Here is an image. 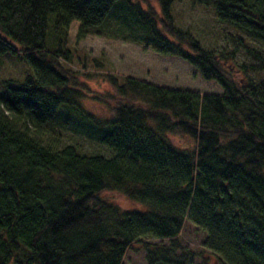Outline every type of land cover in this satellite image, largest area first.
Listing matches in <instances>:
<instances>
[{
	"label": "trees",
	"instance_id": "1",
	"mask_svg": "<svg viewBox=\"0 0 264 264\" xmlns=\"http://www.w3.org/2000/svg\"><path fill=\"white\" fill-rule=\"evenodd\" d=\"M154 1L159 14L138 0H0V59L29 68L1 82L0 264H122L135 243L146 264H264V0H191L242 35L217 51L174 26L182 0ZM73 22L77 41L98 35L177 57L222 95L105 74L114 94L109 116L96 117L80 101L76 75L88 74L64 67L88 60L70 49ZM66 130L112 155L42 143ZM176 135L193 147L176 146ZM104 192L144 210H122ZM186 220L206 235L198 254L177 241Z\"/></svg>",
	"mask_w": 264,
	"mask_h": 264
},
{
	"label": "rangeland",
	"instance_id": "2",
	"mask_svg": "<svg viewBox=\"0 0 264 264\" xmlns=\"http://www.w3.org/2000/svg\"><path fill=\"white\" fill-rule=\"evenodd\" d=\"M138 2L143 9L151 7L159 14V6L154 0H138ZM171 17L177 29L190 32L201 43V46L207 50L228 49L230 47V36H242L234 33L229 27L219 24L211 10L198 6L192 3L191 0H182L175 3L171 10ZM78 25L77 22L70 25L69 46L75 55L84 56L88 60H86L83 68L78 66L79 63L76 60L64 63V67L69 66L77 74L82 70L84 74H88V77L76 75L79 83L86 88L82 89L84 96L80 101L83 108L96 117L109 116L108 108L104 102L110 94H114L111 85L104 79L105 74L115 77H131L168 89L222 95L221 88L215 82L205 81L196 69L177 57L163 56L137 43L109 39L98 35H89L85 39L77 41ZM165 36L172 40L168 35L165 34ZM89 59L101 61L102 68H92L88 62ZM246 63L248 61L240 55L232 64L235 70L238 71L236 74L239 79L243 77L242 74L239 75V67ZM28 72L29 68L23 59H0V93L3 92L2 81L8 79L21 81ZM97 74L103 76L97 77ZM66 131L62 134V139L56 137L52 132H48L42 137V143L46 146L52 145L56 150L65 146H74L81 153L100 155L105 158L112 155L109 149L96 140L72 130ZM170 139L182 149H189L194 145V141L188 136L176 135L171 136ZM100 196L111 203L117 204L122 210H144V206L135 204L115 192H104ZM205 237L204 232L189 220H186L177 241L179 245L188 251L198 254L203 250ZM147 242L160 243L157 240H148ZM162 243L167 244L166 241ZM200 263L199 259L195 260V264ZM122 264H146L145 252L139 244L135 243L126 252Z\"/></svg>",
	"mask_w": 264,
	"mask_h": 264
}]
</instances>
